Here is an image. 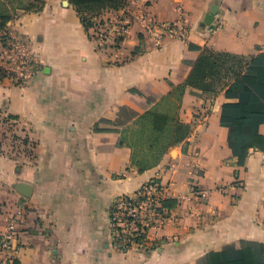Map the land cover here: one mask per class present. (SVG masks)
Returning a JSON list of instances; mask_svg holds the SVG:
<instances>
[{"label": "crops", "instance_id": "0c3cea01", "mask_svg": "<svg viewBox=\"0 0 264 264\" xmlns=\"http://www.w3.org/2000/svg\"><path fill=\"white\" fill-rule=\"evenodd\" d=\"M0 2L12 15L0 33L28 40L40 65L26 81L0 80V117L14 126L0 138V239L15 219L20 264H264V143L241 163L221 125L238 102L229 86L264 54V0H143L157 21L182 10L187 37L156 48L136 24L118 56L97 50L72 0ZM205 49L244 60L211 92L188 84ZM155 110L189 133L140 169L132 135ZM154 178L177 201L173 219L150 231L154 248L119 252L110 207Z\"/></svg>", "mask_w": 264, "mask_h": 264}, {"label": "built area", "instance_id": "2783aa9c", "mask_svg": "<svg viewBox=\"0 0 264 264\" xmlns=\"http://www.w3.org/2000/svg\"><path fill=\"white\" fill-rule=\"evenodd\" d=\"M141 3L140 7L138 6ZM136 7V8H134ZM143 0H125L118 7H108L91 17L87 35L102 52H115L118 56L132 28L141 24L140 32L156 48L166 40H185L188 26L185 14L171 21L152 19L144 9ZM219 26H215L213 31ZM40 71L39 61L28 40L20 39L8 31L0 33V74L18 82L26 81ZM193 193L205 196L196 186ZM167 190L154 178L144 183L135 194L118 196L110 207L113 246L119 252L148 251L154 248L149 239L151 230L163 228L172 221V211L164 204ZM15 219H11L0 241V264H20L14 244L18 241Z\"/></svg>", "mask_w": 264, "mask_h": 264}, {"label": "trees", "instance_id": "16d2710c", "mask_svg": "<svg viewBox=\"0 0 264 264\" xmlns=\"http://www.w3.org/2000/svg\"><path fill=\"white\" fill-rule=\"evenodd\" d=\"M72 1L87 31L91 26L93 15L108 7H118L125 0ZM11 6L13 7L12 4ZM9 9L6 4L0 2V32L12 18ZM243 63L244 60L238 56L205 49L194 66L188 84L204 92L214 91V87L222 84L229 74L237 73ZM244 67L245 72L237 76L226 91L228 98H236L238 102L224 105L221 116V125L229 129V147L233 154L239 157L241 163L245 159L244 148L256 147L264 143V138L258 131L259 125L264 123V54L246 61ZM4 78L5 75L0 74V80ZM183 90V86L175 88L179 98ZM176 108L177 106L174 105L170 111L175 109V112ZM188 133V127L181 124L172 114L157 110L149 112L138 119L132 135L135 147L133 162L140 169L156 165L163 154L185 139ZM164 204L174 209L177 201L167 198Z\"/></svg>", "mask_w": 264, "mask_h": 264}, {"label": "rangeland", "instance_id": "374dc122", "mask_svg": "<svg viewBox=\"0 0 264 264\" xmlns=\"http://www.w3.org/2000/svg\"><path fill=\"white\" fill-rule=\"evenodd\" d=\"M11 6V5H10ZM11 124L10 123H8L7 124V121H6V119L5 118H2V117H0V138H6V136H5V132L3 131L4 129H5V127L7 128V129H10V130H14V126L12 127V126H10ZM1 131H3L4 133H3V135H2V133H1ZM17 138V136L13 133V135H11V137L10 138Z\"/></svg>", "mask_w": 264, "mask_h": 264}, {"label": "water", "instance_id": "95a60500", "mask_svg": "<svg viewBox=\"0 0 264 264\" xmlns=\"http://www.w3.org/2000/svg\"><path fill=\"white\" fill-rule=\"evenodd\" d=\"M216 13L215 9H213L211 11V15L208 17V19L206 20L207 23H209V20H211V17Z\"/></svg>", "mask_w": 264, "mask_h": 264}]
</instances>
